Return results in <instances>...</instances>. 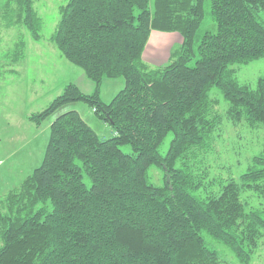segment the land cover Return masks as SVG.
I'll list each match as a JSON object with an SVG mask.
<instances>
[{"label": "trees", "instance_id": "1", "mask_svg": "<svg viewBox=\"0 0 264 264\" xmlns=\"http://www.w3.org/2000/svg\"><path fill=\"white\" fill-rule=\"evenodd\" d=\"M34 1L12 0L9 11L40 40ZM59 11L49 39L95 90L69 83L28 116L49 135L40 165L0 197V264H223L207 238L248 264L264 240V213L240 193L264 198V153L239 181H210L217 191L203 164L222 120L213 89L228 119L264 126V74L251 87L233 68L264 58V0H66ZM153 32L181 38L162 66L143 58ZM118 77L124 87L102 102V80ZM77 102L109 136L67 110ZM151 166L163 185L149 181Z\"/></svg>", "mask_w": 264, "mask_h": 264}, {"label": "rangeland", "instance_id": "2", "mask_svg": "<svg viewBox=\"0 0 264 264\" xmlns=\"http://www.w3.org/2000/svg\"><path fill=\"white\" fill-rule=\"evenodd\" d=\"M65 1H34L37 16L41 21V39L35 40L25 26L13 21L15 15L9 10L15 8V2L0 0V157L10 158L0 160V197L18 187L42 161L43 152L39 155L29 154L32 153V148L40 149L45 143L49 129L45 126L42 133L36 131L38 126L30 122L28 116L44 110L55 97L62 94L63 88L69 83H76L82 92L91 94L95 90L94 84L83 71L62 58L49 39L60 19L59 8ZM167 38V47L157 50L153 47H156L155 43L159 41L153 38L152 43L148 41L150 45L146 46L143 58L150 66L165 64L170 53L168 51L181 41L178 33H169ZM16 44L19 60L11 57ZM192 64L193 61L190 62V65ZM233 68L239 83L255 87L258 77L264 74V58L247 65H234ZM123 87L124 80L121 77L104 78L99 85L101 101L109 103ZM211 92V96L218 99L216 110L222 115V120L212 135L208 163L205 162L203 166L208 170L205 181H209L211 188H214L209 190L217 191V184L212 185L210 181L224 182L230 178L239 181L249 166L251 157L264 153V126L251 128L244 120L234 122L228 119L225 114L227 103L222 95L216 89ZM66 108L76 110L81 117L87 119L92 129L100 136L110 135L109 131L112 130L106 125L103 129L99 126L103 134L99 132V119L85 103H71ZM36 132L38 135L34 138ZM171 138L172 135L169 134L164 139L160 148L162 155L167 151ZM121 149L126 153L130 152L128 146ZM15 151L18 155L13 157ZM148 176L151 183L163 185L164 175L159 167L151 166ZM240 198L248 210H260L264 213V198L248 190L242 191ZM207 239L211 247L218 251L223 264H240L227 247ZM248 264H264V240Z\"/></svg>", "mask_w": 264, "mask_h": 264}, {"label": "crops", "instance_id": "3", "mask_svg": "<svg viewBox=\"0 0 264 264\" xmlns=\"http://www.w3.org/2000/svg\"><path fill=\"white\" fill-rule=\"evenodd\" d=\"M169 33H160V32H153L151 35H150V39H149V43H152V38L154 39V40H156L157 39V41H159L158 43H155V41H154V43H155V45H157L156 47H153L154 48V50H157V48H163V47H167V45H168V38H167V35H168ZM164 37H166V38H164ZM148 43V44H149ZM177 44H179V43H177ZM150 45V44H149ZM171 47V46H170ZM147 48V47H146ZM169 52V51H168ZM163 58V57H162ZM76 84V83H75ZM77 85V84H76ZM78 86V85H77ZM92 92V91H91ZM83 93H86V94H89L87 91H84ZM45 126H47V125H45ZM45 126H43V125H41V126H39V127H36V131H40L41 133H42V131L44 130V128H45ZM102 129L105 127V125H99ZM48 127V129H49V125L47 126ZM38 135V132H36L35 133V136H34V138H36V136ZM48 135H49V132H48ZM48 135H47V137H46V141H45V143L42 145V146H40V149H37V147H34V148H32V153H30L29 154V156L30 155H34V154H37V155H39V154H41V152H43L44 153V150H45V147H46V144H47V140H48ZM32 142H34V141H32ZM32 144V143H31ZM30 145V144H29ZM42 153V154H43ZM18 155V153L15 151L14 153H13V157L14 156H17ZM0 160H10V158H4V157H0ZM1 162V161H0Z\"/></svg>", "mask_w": 264, "mask_h": 264}]
</instances>
